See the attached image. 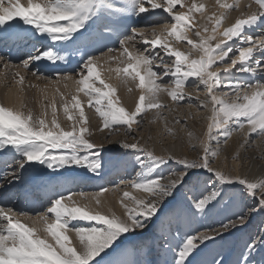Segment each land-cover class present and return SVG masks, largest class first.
<instances>
[{
	"label": "snow or ice",
	"instance_id": "1",
	"mask_svg": "<svg viewBox=\"0 0 264 264\" xmlns=\"http://www.w3.org/2000/svg\"><path fill=\"white\" fill-rule=\"evenodd\" d=\"M252 4L255 11L242 12L225 26L229 14L240 9L239 0H216L210 13L196 0H0L5 78L23 83L18 71H7L16 68L37 80L71 81L76 89L70 99L54 90L72 122L68 129L58 122L55 98L39 115L27 108L22 89L18 105H0V180L17 184L13 197L41 209L18 210L15 199L0 203V264H264V227L246 231L254 214H264V175L242 172L251 170V160L239 151L231 157L234 168L214 166L234 134L242 137L239 149L246 153L256 146L264 158V34H251L264 25V0H250L247 7ZM149 12L155 23H132ZM197 15L204 23L196 22ZM77 53L78 61L72 59ZM102 57L122 65L110 71L129 92L130 82L140 90L134 109L121 106L117 86L101 79ZM186 87L197 91L198 104ZM79 93L98 116L99 131L126 126V137L133 126L142 127L150 110L155 116L149 123L159 120L164 134L173 135L161 95L173 108L187 99V107L210 115L201 137L187 132L194 158L169 150L158 155L134 136L132 143L118 142L122 151L109 155L104 142L88 138L92 133ZM171 123L187 131L180 118ZM109 168L130 174L112 187L85 191L87 181L102 178ZM7 191L0 185V199ZM110 192H122L119 214L104 199ZM237 232L246 239L229 261L224 246Z\"/></svg>",
	"mask_w": 264,
	"mask_h": 264
},
{
	"label": "bare ground",
	"instance_id": "2",
	"mask_svg": "<svg viewBox=\"0 0 264 264\" xmlns=\"http://www.w3.org/2000/svg\"><path fill=\"white\" fill-rule=\"evenodd\" d=\"M192 2V0H184L185 4H190ZM197 3L200 2H204L207 6V11L210 13L211 10L214 9L215 7V3L216 0H196ZM226 2L228 3H232L233 0H226ZM21 3H25L26 4V0H21ZM250 3V0H239V4H240V9L238 11H232L229 16L228 19L225 21V26H229L232 22H234V20L241 15L242 12H252L255 11L257 8V5H253L251 8H248L247 5ZM155 11H160V10H155ZM166 15V14H164ZM144 19H136L133 18L132 23L135 24L136 26L139 24V27L144 26L145 24H152L155 23L153 21L157 20V17L152 14L151 12L149 13H145L143 14ZM196 22L198 24H202L204 23V20L197 15L195 17ZM254 37H259L262 34H264V25H261L260 27L255 28L252 33H251ZM219 39V38H218ZM217 41H213V43H216ZM228 43H232L231 41H229ZM109 46H113L118 48V44H112L111 42H109ZM138 47H144L143 45H138ZM177 47H180L179 45H177ZM182 51H187V48H181ZM106 51V49H105ZM95 55L100 56L101 53L100 51H95L94 52ZM257 55H259V53H256ZM12 56V60L14 63H19V59L17 58V54L15 52L10 54ZM112 55H119L118 52L117 53H113ZM80 58V54L77 53L75 54L72 59L75 60H79ZM105 57H102L100 63L104 64V67L102 69H98V71H100L101 74V79H103L105 81V83H108L110 85L113 86H117V97H119L120 102H121V106H124L126 108V110H132L134 109V104L135 101L138 100L139 95H140V90H138L134 84H131L130 82V86L132 87V91L129 92L128 88L124 85H121L119 82V78L116 77V74L114 71H110V69H115L117 67H122V65H119L117 61H112V60H108L107 63H104L105 61ZM61 67H71V68H75V64H66V63H61ZM9 72H19L20 76H24V82L21 84H17L14 82L13 78L11 75H8L7 78H5L4 73L6 72V69L3 66V62H0V72L3 76L0 77V105L3 106H13V105H18L19 104V99L18 97L20 96V90H23L22 93V97H23V101L26 104L27 108L32 109L34 115H39L41 113V111L43 110L44 106L51 103L53 101V98H55V103L57 105V119L58 122L60 123V125L62 127H64L65 129L70 128L72 122L68 121L66 116L64 115L62 108H61V100L60 97L58 95H55L54 97V90L55 89H59V92L61 94H64L66 99H70V96L72 94H76V89L75 86L73 85V83L71 81L68 82H64V81H60V82H54V83H50L49 81L46 82L45 79L42 80H37L35 77H32L30 74H26L22 69H16V68H12L10 70H7ZM33 71H35V68H33ZM59 73H51L52 77H54L53 75H58ZM221 75H224L223 72L220 73ZM238 76H240L241 78L243 77L244 74H237ZM19 77H17L18 79ZM75 78V77H74ZM169 78L168 77H164V80L167 81ZM192 78H190L191 81ZM189 81V82H190ZM65 83H67V87H65ZM4 85V86H2ZM33 85H35V87H33ZM102 87V85H101ZM195 90H193L194 92ZM192 92V89L186 87L185 88V93L186 94H197V92L195 91L194 93ZM202 94H204L203 92H200ZM47 96V99H44V96ZM78 98L81 100L84 108H85V114L86 117L89 120V127L93 128L94 131H98L99 126H100V120L98 118V116L95 114L94 109H89L87 106V98L84 97L83 93H79L78 94ZM160 100L163 104L167 105V109L172 108V101L170 100V98H168L166 95H161ZM74 111V110H73ZM155 110H150L149 112H152ZM49 115H48V119L51 120V110H48ZM206 112V120L203 123V126L205 127L204 129L202 128H198L195 126V124L193 123H189L190 127H186L185 129L187 131H181V128L179 127L176 130V133L174 132V138H172V136H168L166 139L167 144L169 145L166 148H161L158 144V142L155 143V148H154V152L158 155L160 154H165V150H169L172 153H174L177 156H186L188 158L192 157L193 155H195V153L190 152L188 149V136H187V132L191 131L193 133L194 136L196 137H201L203 132L206 130V124H207V117L210 115L209 112ZM167 116H169V114H167ZM172 117L170 115L169 120H171ZM171 126V125H170ZM96 129V130H95ZM134 129H136V127L134 126ZM175 139V140H174ZM157 140V139H156ZM240 143H242V137L238 134H234L229 140L228 143L226 145H223L222 147V153L221 156L219 158L216 159L214 166L217 168H221L224 171L227 170L226 168V163H227V159L230 156L236 155L237 152L239 151L241 156H248L251 160V170L248 171L247 168H242L241 171L245 172L247 171L248 174L250 176H260V175H264V158L261 157V153L257 150L256 146H252L251 148H249V150L245 153L243 150L239 149V145ZM198 149L196 148V151ZM255 158V159H251V158ZM235 165L232 162V168H234ZM129 171V170H128ZM130 174V173H128ZM124 176H122L123 178ZM8 179H11V177H9ZM117 179L114 178L113 182L116 181ZM89 181L86 182V184ZM0 185H3V187H6L8 185V183L5 180H0ZM10 185V184H9ZM8 185V186H9ZM103 185V184H102ZM106 186V185H105ZM11 187H16L15 191L18 188L17 184H11ZM84 187V186H83ZM6 189V188H5ZM11 189V188H10ZM90 189V187H89ZM93 189V188H91ZM119 195H122V193H106L104 199L106 200L107 204L112 207V209L116 212L119 213L120 211V207L117 201V197ZM133 195H142L141 193H133ZM19 197V196H17ZM24 198L21 197V202ZM0 203H10L8 201V197L5 195L3 197V199H0ZM13 207H15L18 210L21 211H27L30 213H34L37 211V209L39 208V206L37 204H31L28 203L24 206V208L20 207V206H14V204H12ZM22 222L26 223V224H31L33 221L24 217H21Z\"/></svg>",
	"mask_w": 264,
	"mask_h": 264
},
{
	"label": "rangeland",
	"instance_id": "3",
	"mask_svg": "<svg viewBox=\"0 0 264 264\" xmlns=\"http://www.w3.org/2000/svg\"><path fill=\"white\" fill-rule=\"evenodd\" d=\"M253 5L255 6V4H253ZM153 22H156V21H153ZM137 26L139 27V24ZM1 76H3V75L0 72V77ZM53 76L55 77L56 75H53ZM75 78H78V77H75ZM46 82H48V80H46ZM2 86H4V85H2ZM188 88L192 89V92H193V88H191V87H188ZM197 95H198V93L196 95L191 94V96L193 98V102L195 104H198ZM204 95H205V93L204 94L199 93V99L200 100L204 99ZM171 105L173 108V103ZM189 113H191V118H188ZM167 114H169V116H167ZM205 114H206V112L203 110L198 113L196 107H193V108L187 107V99H185V101H181V106L173 108V111L169 112L168 109L165 108L162 112V115L169 122L168 126L171 127V129H172V133H173L172 138H174V136H175L174 132L176 133V130L180 127L179 125H174L173 123H171L173 121V118H180L181 122L186 127H190L189 123H193V124H195L196 127L204 129L205 127L203 126V123L206 120ZM170 115L172 117L171 120H169ZM154 116H155L154 111L148 112L143 117L142 127L139 129H137V128L134 129V126H133V130H132L131 134L127 137L124 134V129L126 128V126H119L121 128V130L119 132H116V131L110 132L108 129H105L104 131L101 132L99 130L94 131L93 128H90V131L92 134L88 138L94 143L104 142V149L109 155H114L116 152L122 151L121 149H119L118 142H127V143L134 142L132 140L133 136L136 137V139L139 140L142 145H147V146L151 147L153 150L155 148L156 142H158L159 143L158 145L164 149V148L169 146L167 144L168 141L166 142L168 135L164 134V124H162L159 120H157L154 123H149V120L154 119ZM185 121H186V123H185ZM108 136H110V142H105V137H108ZM149 137H151V139H149ZM187 147H188L189 151L192 152L190 150L189 144ZM197 149H198L197 152L201 151L199 147H197ZM194 156L195 155H193L190 158H194ZM231 157L232 156H230L227 159V163L225 165L227 168L226 171H228L229 169H232ZM44 171H48V170L44 169ZM126 171L128 173H130V169L109 168L108 170L105 171L102 178H95V179L89 180V182L87 184L85 183L83 185L84 189H85V191H91V190H94L95 188H97L99 185H102V184L106 185L108 187H112L116 183H118L121 179H126L128 177V176H124L122 178L123 173H126ZM114 178H116L117 180L113 182ZM8 185L4 188H6V189L11 188V190H13V189L15 190L16 187L12 188L11 185H9V186ZM89 187H90V189H89ZM121 187H123V185H121ZM91 188H93V189H91ZM16 191H15V193H16ZM111 194H113V193H111ZM13 199H15L14 206H20V207L24 208V206L26 204H28V202H26L24 199L21 202L19 197H13V194H11L8 197V201L11 203ZM40 210L41 209L39 206V208L37 209L36 212H38ZM119 211L121 212V209ZM119 213H117V214H119ZM193 227H196V225L194 224ZM258 227H264V214H254V218L251 220V223L248 225V228L246 231L255 232ZM180 231L183 232L182 226H180ZM173 236H175V232L173 233ZM244 239H246V236L242 233H239V232H237L234 236L229 238V240L227 241V243L224 246V254H225L226 260L230 261V260L235 258V253L239 249V247L242 244Z\"/></svg>",
	"mask_w": 264,
	"mask_h": 264
}]
</instances>
